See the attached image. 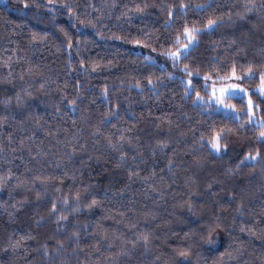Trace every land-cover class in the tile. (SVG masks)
<instances>
[{
    "label": "trees",
    "instance_id": "trees-1",
    "mask_svg": "<svg viewBox=\"0 0 264 264\" xmlns=\"http://www.w3.org/2000/svg\"><path fill=\"white\" fill-rule=\"evenodd\" d=\"M27 5L0 2V264H264V125L195 103L264 70V0Z\"/></svg>",
    "mask_w": 264,
    "mask_h": 264
},
{
    "label": "rangeland",
    "instance_id": "rangeland-1",
    "mask_svg": "<svg viewBox=\"0 0 264 264\" xmlns=\"http://www.w3.org/2000/svg\"><path fill=\"white\" fill-rule=\"evenodd\" d=\"M0 2L4 3L5 0H0ZM184 39L186 41L184 44H188L189 41L187 40L185 34H184ZM193 43L194 42H192V44ZM181 51H183V49H181ZM165 56L168 57V59H170L171 61L174 60L170 56H167V55H165ZM160 65H162V63H160ZM260 74L253 73L251 76H248L247 72L243 73V74L242 73H239V74L236 73V76L234 77L231 73L223 81H213V80L208 78L205 81L207 96L202 97V99H195V103L212 107L214 111L223 113L227 116L232 117L235 120L241 119L243 114H246V120H244V122H246L248 125H254V126L261 127L262 126L261 120L257 116V114L255 112V108L253 110V114L251 117L248 114L249 97H251L252 94L256 93L259 95L260 98H264V96L261 95L260 90H259ZM237 77H239V79H237ZM256 78H257V80L255 81ZM185 84L189 86L188 80H185ZM231 84H238V85H240V88L232 89L231 94L228 95L224 99L223 104L217 103L216 98L221 96L220 89L225 85H231ZM242 89H247L248 91L244 92V91H242ZM214 90H215V95H213ZM229 97L242 98L246 102V108H245L244 112H238L232 107H225V105H231V104L227 103V98H229ZM251 99H252V97H251ZM252 101H253V99H252ZM253 103L255 104L254 101H253ZM259 139H262V138L259 137ZM210 148H211V146H210ZM212 151L214 153H216L213 149H212ZM256 160L245 159V162L254 163Z\"/></svg>",
    "mask_w": 264,
    "mask_h": 264
},
{
    "label": "snow or ice",
    "instance_id": "snow-or-ice-1",
    "mask_svg": "<svg viewBox=\"0 0 264 264\" xmlns=\"http://www.w3.org/2000/svg\"><path fill=\"white\" fill-rule=\"evenodd\" d=\"M27 6H28L27 5V0H25V7H27ZM251 6L254 7V4H252ZM69 11H71V9H69ZM170 15H171V13H170ZM215 24H216V21L215 20L209 19L208 22H207V24L204 25V27L207 29V28L212 27ZM198 31L199 30L196 29L195 27L189 28V27L186 26L184 28V34L186 35V38L189 41V43L188 44L181 45V47L178 48L176 51H168L167 53H165V55L172 57L174 60L181 59L183 56H185L187 54V51L191 47L192 42H194L195 37H196V33ZM137 43H139V42H137ZM181 49H183V51H181ZM184 71L188 72L189 73V76L192 75V72L189 70V68H188L187 65L184 66ZM246 72H247L248 76H251L253 74V72H252V66L251 65H249L248 69H246ZM232 75L234 77L236 76L235 68H233ZM237 79H239V77H237ZM150 83H151V81H150ZM188 83H189V85H191L192 81L189 80ZM237 88H240V85H238V84H231V85H225V86H223L220 89L221 96L216 98L217 99V103L223 104L224 99L228 95L231 94V90L232 89H237ZM259 90H260L261 95L264 96V70H262L261 71V74H260V86H259ZM242 91L247 92L248 90L247 89H242ZM213 95H215V90L213 92ZM195 99H202V97H200L199 92L196 93V98ZM69 103L70 104H74L75 101L72 100V101H69ZM225 107H232V108H234V105H225ZM258 107H259L258 105H255L253 103L251 97H249V100H248V114H249L250 117L253 114L254 108H258ZM261 124L264 125V121H261ZM259 137L262 138V140H264V131H261L259 133ZM225 139H226V130L221 129L220 131L215 132L213 135H211L208 143L210 144L211 148L217 154H220L222 150H226L227 149V144L226 143H222V141H224ZM121 156H123V153H121ZM258 157H259V152L258 151L256 153H246L245 154V159H247V160H256V159H258ZM131 175H132V173H130V176ZM65 202H67V201H65ZM95 202H96L95 200L92 201L93 204ZM55 208H56V204L53 203V205H52L53 211L55 210ZM58 219H64V217H58ZM217 227H219V225H217ZM210 235H211V233H210ZM143 239H144L145 243H147L148 237L147 236H144ZM212 242L213 241L209 240V243H212ZM179 255H181V256H187L188 255V251L187 250H182L179 253Z\"/></svg>",
    "mask_w": 264,
    "mask_h": 264
}]
</instances>
